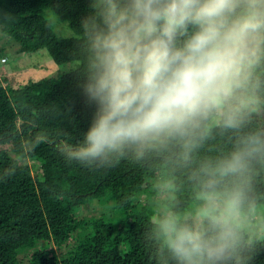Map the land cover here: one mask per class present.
I'll use <instances>...</instances> for the list:
<instances>
[{
	"label": "clouds",
	"instance_id": "obj_1",
	"mask_svg": "<svg viewBox=\"0 0 264 264\" xmlns=\"http://www.w3.org/2000/svg\"><path fill=\"white\" fill-rule=\"evenodd\" d=\"M69 162L161 160L144 239L157 264L264 253V0H90Z\"/></svg>",
	"mask_w": 264,
	"mask_h": 264
},
{
	"label": "trees",
	"instance_id": "obj_2",
	"mask_svg": "<svg viewBox=\"0 0 264 264\" xmlns=\"http://www.w3.org/2000/svg\"><path fill=\"white\" fill-rule=\"evenodd\" d=\"M89 3L0 0L1 30L19 53L45 50L56 64L79 62L23 87L0 83V264H157L144 233L161 160L88 169L62 153L65 143L83 138L94 111L78 87ZM46 9L76 36L59 35ZM97 205L101 214L81 217L84 207ZM255 264H264V253Z\"/></svg>",
	"mask_w": 264,
	"mask_h": 264
},
{
	"label": "rangeland",
	"instance_id": "obj_3",
	"mask_svg": "<svg viewBox=\"0 0 264 264\" xmlns=\"http://www.w3.org/2000/svg\"><path fill=\"white\" fill-rule=\"evenodd\" d=\"M45 13L59 35L64 37L76 36L69 23L61 21L52 9H46ZM18 48L17 43L9 35L4 34L0 27V83L7 85L6 78L8 86L11 88L23 87L30 82L44 78L60 77L63 73L79 65V62L56 64L45 50L33 54H22L18 52ZM34 174L36 175L38 172L35 170ZM91 208L86 206L83 211L81 209V217L92 219L94 216L101 214L97 209L102 210V207L100 208L97 205ZM55 248L59 253L62 251L67 252L68 249L65 247Z\"/></svg>",
	"mask_w": 264,
	"mask_h": 264
},
{
	"label": "built area",
	"instance_id": "obj_4",
	"mask_svg": "<svg viewBox=\"0 0 264 264\" xmlns=\"http://www.w3.org/2000/svg\"><path fill=\"white\" fill-rule=\"evenodd\" d=\"M5 61V60H4Z\"/></svg>",
	"mask_w": 264,
	"mask_h": 264
}]
</instances>
